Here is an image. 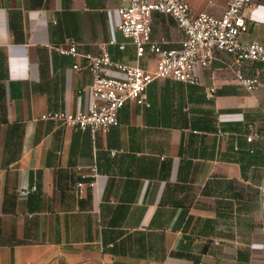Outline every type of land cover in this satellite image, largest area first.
<instances>
[{
	"label": "crops",
	"instance_id": "obj_1",
	"mask_svg": "<svg viewBox=\"0 0 264 264\" xmlns=\"http://www.w3.org/2000/svg\"><path fill=\"white\" fill-rule=\"evenodd\" d=\"M227 1L191 0V9L220 15ZM127 3L0 0V264H264V141L244 137L248 122L264 129V71L246 91L232 57L215 53L196 68L199 85L152 81L149 106L126 103L95 138L41 118L91 104L92 74L73 68L84 57L55 50L67 39L80 54L106 45L113 60L134 62L117 29ZM244 15L241 41L264 45V0ZM151 27L153 39L179 46L171 17L154 13ZM140 65L153 69L154 55Z\"/></svg>",
	"mask_w": 264,
	"mask_h": 264
},
{
	"label": "built area",
	"instance_id": "obj_2",
	"mask_svg": "<svg viewBox=\"0 0 264 264\" xmlns=\"http://www.w3.org/2000/svg\"><path fill=\"white\" fill-rule=\"evenodd\" d=\"M251 5L252 0H228L223 12L213 15L205 11L194 13L191 0H128L126 5L116 8L119 18L117 29L135 47L134 62L113 60L106 45L101 46L95 55L80 54L77 41L67 39L55 50L72 57H84L85 64L74 65L73 68H86L92 74L91 104L84 111H54L41 115V118L89 131L95 138L98 133H105L109 127L119 124L118 112L126 103L149 106L146 91L152 81L167 78L199 85L195 70L197 67H210L215 53H226L232 57L235 80L240 87L246 91L261 87L264 45L255 40L245 43L240 39V35L247 31L244 10ZM154 13L167 15L174 20L182 33L178 47H166L167 41L163 37L152 38ZM108 44L114 45L117 42L110 40ZM124 46V43L118 44L119 49H124ZM146 52L155 57L153 69L140 65V59ZM245 62L260 67L253 75L246 76L241 70ZM107 69L121 72L122 77L106 75ZM214 95L215 89L209 88L207 99H212ZM246 129V142L264 141V129L260 128L257 121L248 122ZM250 152L253 150L250 149ZM84 186L83 181L77 183L79 194L83 193ZM258 188L263 191V182Z\"/></svg>",
	"mask_w": 264,
	"mask_h": 264
},
{
	"label": "trees",
	"instance_id": "obj_3",
	"mask_svg": "<svg viewBox=\"0 0 264 264\" xmlns=\"http://www.w3.org/2000/svg\"><path fill=\"white\" fill-rule=\"evenodd\" d=\"M219 93H223V90H220Z\"/></svg>",
	"mask_w": 264,
	"mask_h": 264
},
{
	"label": "rangeland",
	"instance_id": "obj_4",
	"mask_svg": "<svg viewBox=\"0 0 264 264\" xmlns=\"http://www.w3.org/2000/svg\"><path fill=\"white\" fill-rule=\"evenodd\" d=\"M175 23V22H174Z\"/></svg>",
	"mask_w": 264,
	"mask_h": 264
}]
</instances>
